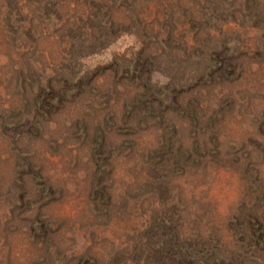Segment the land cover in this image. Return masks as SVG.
I'll list each match as a JSON object with an SVG mask.
<instances>
[{
  "label": "rangeland",
  "instance_id": "374dc122",
  "mask_svg": "<svg viewBox=\"0 0 264 264\" xmlns=\"http://www.w3.org/2000/svg\"><path fill=\"white\" fill-rule=\"evenodd\" d=\"M0 264H264V0H0Z\"/></svg>",
  "mask_w": 264,
  "mask_h": 264
}]
</instances>
